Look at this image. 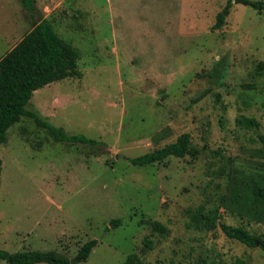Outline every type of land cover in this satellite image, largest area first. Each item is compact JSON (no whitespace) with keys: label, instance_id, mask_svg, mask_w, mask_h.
<instances>
[{"label":"rangeland","instance_id":"rangeland-1","mask_svg":"<svg viewBox=\"0 0 264 264\" xmlns=\"http://www.w3.org/2000/svg\"><path fill=\"white\" fill-rule=\"evenodd\" d=\"M227 1L35 0L29 11L0 0V59L43 19L80 51L82 76L38 89L26 108L100 141H57L27 116L8 130L0 249L73 257L95 238L77 264H123L141 249L149 264H264L263 249L222 230L264 238V216L246 202L264 180V10L234 2L214 30ZM186 132V156L130 161Z\"/></svg>","mask_w":264,"mask_h":264},{"label":"trees","instance_id":"trees-1","mask_svg":"<svg viewBox=\"0 0 264 264\" xmlns=\"http://www.w3.org/2000/svg\"><path fill=\"white\" fill-rule=\"evenodd\" d=\"M25 7L34 10L35 0H23ZM242 3L259 11L264 10V0H228L223 9L217 14L214 30L222 28L229 16L233 4ZM80 51L70 42L62 38L48 19L37 22L17 43L0 59V146L8 140V130L21 121L23 116L33 118L36 124L49 131L57 141L67 143H84L97 145L100 141L84 135H69L64 129L58 128L43 120L37 113L28 110L27 104L35 91L53 82L69 77H81L79 68ZM264 70V62L258 66ZM248 125H256L254 119H244ZM259 138L263 144L264 134ZM191 136L183 133L174 142L161 148L154 149L143 155L130 158L134 165L145 166L162 162L176 156L184 157L191 153ZM3 170V160L0 153V177ZM246 202L252 206V217L264 216V180L254 184ZM154 230L164 232L166 227L157 220L150 222ZM222 230L226 236L238 240L249 247H260L264 250V238L242 225L223 223ZM98 239L86 241L75 256L69 257L58 250L26 249L10 252L0 249V260L6 264H77L89 259ZM144 249L128 255L123 264H149L142 254ZM165 264V263H164ZM174 264V263H169ZM197 264H233L226 261L208 262L200 260Z\"/></svg>","mask_w":264,"mask_h":264}]
</instances>
